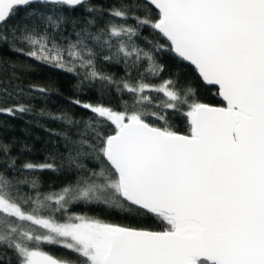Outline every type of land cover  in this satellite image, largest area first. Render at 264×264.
<instances>
[{
  "label": "snow or ice",
  "instance_id": "1",
  "mask_svg": "<svg viewBox=\"0 0 264 264\" xmlns=\"http://www.w3.org/2000/svg\"><path fill=\"white\" fill-rule=\"evenodd\" d=\"M3 48L70 74L69 103L87 115L51 117L66 127L59 165L17 166L0 139V264H264V0H0ZM166 53L220 103L179 72L163 78ZM85 88L96 102L76 98ZM45 172L71 179L45 190Z\"/></svg>",
  "mask_w": 264,
  "mask_h": 264
},
{
  "label": "trees",
  "instance_id": "2",
  "mask_svg": "<svg viewBox=\"0 0 264 264\" xmlns=\"http://www.w3.org/2000/svg\"><path fill=\"white\" fill-rule=\"evenodd\" d=\"M142 35L148 36L149 39H156L150 35V30H145ZM158 59L166 65L163 78H167L169 73L179 72L181 82L190 83L196 90L199 99L214 105L220 103L219 97L215 95V89L203 85L191 66L178 63L170 53L162 54ZM13 64L17 65L15 71L12 68ZM100 67L104 71L114 74L116 78L124 75L122 65L103 64ZM75 83V78L70 74L41 65L34 60L10 52L7 48L0 49V107L6 108L23 103L32 108L31 112L23 115L17 114L16 117L0 115V139L11 144V156L16 158L17 166L28 161L41 163L50 155L56 156L55 163L57 165L62 163L60 157L66 155L63 148L64 140L57 133L65 132L66 127L62 121L54 120L51 117L65 112L74 113L76 118L87 115L79 107L69 103V98L75 95L73 89ZM155 83H159V81H155ZM32 85L46 87L50 89V92L46 97L36 95L35 98L20 94L19 90L27 91ZM84 92V95H78L76 98L91 102L97 101L95 88L92 90L85 88ZM9 95H11V99H8ZM41 111L45 115H40ZM176 125L178 130H186L182 120H177ZM83 162L89 167L92 166L88 160ZM69 179L71 178L49 172L41 174L45 190L49 184L60 187ZM73 210L79 211L80 209L74 208ZM90 214L101 215L110 222L129 227H146L153 230L161 228L159 222L154 219L136 220L122 215L104 216L98 209L91 210ZM45 250L56 256H60L63 252L62 249L54 246L46 247Z\"/></svg>",
  "mask_w": 264,
  "mask_h": 264
}]
</instances>
